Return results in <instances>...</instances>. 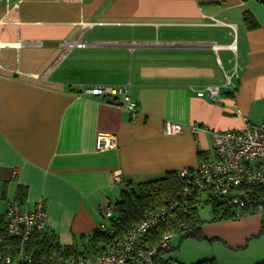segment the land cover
Wrapping results in <instances>:
<instances>
[{
    "label": "crops",
    "instance_id": "1",
    "mask_svg": "<svg viewBox=\"0 0 264 264\" xmlns=\"http://www.w3.org/2000/svg\"><path fill=\"white\" fill-rule=\"evenodd\" d=\"M233 29L239 76L224 86ZM75 41L86 46L68 48ZM111 84L130 86L135 116L118 98L79 95ZM205 85L221 97L196 96ZM166 120L182 132L165 134ZM263 121L264 5L255 0H0V204L31 211L41 201L43 231L62 246L81 248L107 225L101 209L121 189L113 173L139 184L192 169L212 157V132ZM200 233L196 259L182 264L264 262L258 215L204 220Z\"/></svg>",
    "mask_w": 264,
    "mask_h": 264
},
{
    "label": "built area",
    "instance_id": "2",
    "mask_svg": "<svg viewBox=\"0 0 264 264\" xmlns=\"http://www.w3.org/2000/svg\"><path fill=\"white\" fill-rule=\"evenodd\" d=\"M247 0H241L245 2ZM264 5V0H255ZM214 23H222L211 18ZM233 42L228 48L233 53V67L224 72V86H233V80L239 76L237 40L238 34L233 29ZM83 41L68 43V48L85 47ZM80 96L109 98L112 103L119 99L118 106L135 116L138 103L132 100L130 86L126 85H87L79 92ZM196 96L217 101L221 97V87L205 85L196 90ZM194 133L198 126H192ZM181 124L171 121L163 122V132L169 135L180 134ZM214 151L211 158L204 159L192 169L178 172L182 178L181 193L188 195L191 190H207L213 196L230 204L234 215L241 218L243 210L252 212L264 219V121L260 124L246 123L241 130L214 131ZM113 181L120 187L125 179L120 173H113ZM259 196L253 198V191ZM260 203V205H258ZM101 212L108 220L112 217V209L102 208ZM4 214L7 224H0V242L7 237L16 238L19 247L16 254L0 252V264H33L34 259L26 250V244L34 231L45 230L46 212L43 203L37 202L31 211H23L18 201L7 203ZM248 216V215H244ZM167 218V210L159 208L151 212L143 220L136 223L121 239L111 244L102 254L88 258H68L55 264H159V251H167L173 239V233H164L155 245L137 247L141 237ZM105 224L100 228H105Z\"/></svg>",
    "mask_w": 264,
    "mask_h": 264
},
{
    "label": "trees",
    "instance_id": "3",
    "mask_svg": "<svg viewBox=\"0 0 264 264\" xmlns=\"http://www.w3.org/2000/svg\"><path fill=\"white\" fill-rule=\"evenodd\" d=\"M182 183L178 172H169L163 178L139 184L126 180L120 187L119 198L111 206L112 217L107 225L103 229L94 230L89 241L81 248L62 246L54 234L34 231L25 250L33 257V264H55L68 257L88 258L102 254L112 243L125 236L136 223L159 208L167 210V218L141 237L137 247L155 245L166 232L181 234L182 238H200L204 220L200 219L198 207L202 205L210 207V221L239 219L234 215V209H231L230 204L213 196L207 190H191L188 195H183L181 193ZM253 192V198L259 196L257 190ZM251 213L249 210H243L242 216ZM0 224H7L4 214H0ZM18 247L19 241L13 237H7L0 242V252L3 253L16 254ZM163 252H158V262L172 264L169 260H160ZM193 264H217V262L214 259H202ZM257 264H264V262Z\"/></svg>",
    "mask_w": 264,
    "mask_h": 264
},
{
    "label": "rangeland",
    "instance_id": "4",
    "mask_svg": "<svg viewBox=\"0 0 264 264\" xmlns=\"http://www.w3.org/2000/svg\"><path fill=\"white\" fill-rule=\"evenodd\" d=\"M0 208H1L0 213H4L5 205L3 204V202L0 204ZM198 214L201 220L210 219L211 216L210 207L208 205H202L198 207ZM199 242L201 241L192 238H182L181 234L173 233V239L170 243V248L169 250L164 251L161 254L160 260L161 261L171 260L173 264H182L187 262L192 263V261L195 260L198 255L197 246L198 244H201ZM159 264L162 263L159 262Z\"/></svg>",
    "mask_w": 264,
    "mask_h": 264
}]
</instances>
